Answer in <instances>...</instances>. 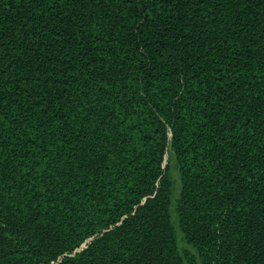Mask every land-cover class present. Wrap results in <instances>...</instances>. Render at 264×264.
<instances>
[{
    "label": "trees",
    "instance_id": "1",
    "mask_svg": "<svg viewBox=\"0 0 264 264\" xmlns=\"http://www.w3.org/2000/svg\"><path fill=\"white\" fill-rule=\"evenodd\" d=\"M0 264H264V0H0Z\"/></svg>",
    "mask_w": 264,
    "mask_h": 264
},
{
    "label": "rangeland",
    "instance_id": "2",
    "mask_svg": "<svg viewBox=\"0 0 264 264\" xmlns=\"http://www.w3.org/2000/svg\"><path fill=\"white\" fill-rule=\"evenodd\" d=\"M166 164L169 169V177L171 179V199H170V212L173 220V224L177 233L178 246L181 254L183 255L186 262H188V257L192 254H196L195 250L190 247L180 230L178 223V214H177V201L181 193V179L179 169L176 163V160L173 154L170 152L166 157Z\"/></svg>",
    "mask_w": 264,
    "mask_h": 264
}]
</instances>
